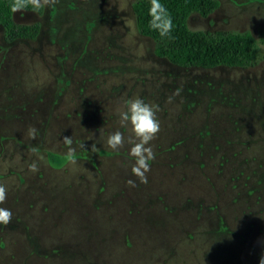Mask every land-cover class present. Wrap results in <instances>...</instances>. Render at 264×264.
<instances>
[{"label":"rangeland","instance_id":"rangeland-1","mask_svg":"<svg viewBox=\"0 0 264 264\" xmlns=\"http://www.w3.org/2000/svg\"><path fill=\"white\" fill-rule=\"evenodd\" d=\"M32 1L41 12L14 19L39 22L35 40L8 43L0 26V208L11 211L0 264H259L264 0L189 15L192 30H249L259 46L249 67L210 69L156 56L134 0ZM135 96L158 107L150 144L167 161L146 181L132 172L136 141L118 116ZM117 130L125 142L111 149ZM43 147L75 155L57 168Z\"/></svg>","mask_w":264,"mask_h":264},{"label":"trees","instance_id":"trees-1","mask_svg":"<svg viewBox=\"0 0 264 264\" xmlns=\"http://www.w3.org/2000/svg\"><path fill=\"white\" fill-rule=\"evenodd\" d=\"M219 4V0H134L131 8L139 33L153 40L154 54L176 66L202 69L218 66L249 67L256 61L259 53L257 41L249 30L204 31L192 30L187 25V19L192 12L207 16L217 9ZM16 9L41 12V6L32 0H0V26L3 28L4 41L10 43L15 40H35L40 33L41 24L15 21ZM169 21L170 27L164 31L163 25ZM153 22L160 27H154ZM162 31L164 34H161ZM261 41L264 43L263 31ZM48 133L51 137L50 131ZM99 149L100 154H110L107 147ZM42 152L57 168L75 155L48 150L46 147L42 148ZM166 162L155 156L149 161V165L157 170L159 177L160 170H164L160 165H166ZM178 168L175 166L173 173L178 172ZM109 202L112 203V200ZM119 203L120 201L116 204ZM125 242L126 246L131 247V241L126 238ZM25 245L27 246L26 243Z\"/></svg>","mask_w":264,"mask_h":264},{"label":"clouds","instance_id":"clouds-1","mask_svg":"<svg viewBox=\"0 0 264 264\" xmlns=\"http://www.w3.org/2000/svg\"><path fill=\"white\" fill-rule=\"evenodd\" d=\"M158 19V17H157ZM154 27L160 25L153 22ZM170 21L163 25V30L167 31ZM162 31L161 34H164ZM158 107L146 102L139 96L131 97L123 102V107L118 111L121 125L128 126L134 136V142L130 148V155L134 158L132 172L146 181L145 173L150 165L149 161L154 159V153L150 141H152L160 130V120L157 117ZM125 142L124 135L120 130L111 133L107 137V145L111 149H118ZM129 183H132L129 181ZM6 190L0 185V201L5 199ZM11 218V211L0 208V222L8 223ZM259 264H264V256L260 258Z\"/></svg>","mask_w":264,"mask_h":264}]
</instances>
